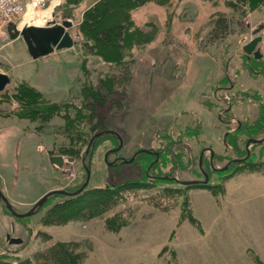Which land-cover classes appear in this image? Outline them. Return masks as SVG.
Returning <instances> with one entry per match:
<instances>
[{"label": "rangeland", "instance_id": "obj_1", "mask_svg": "<svg viewBox=\"0 0 264 264\" xmlns=\"http://www.w3.org/2000/svg\"><path fill=\"white\" fill-rule=\"evenodd\" d=\"M57 1L47 24L69 19L72 27L68 32L76 44L78 25L91 0ZM157 1L130 12L135 25L150 35L145 41L129 43V81L119 82L104 106L97 107L102 122L94 131H116L123 140L119 153L125 159L139 149L156 151L180 140L172 148L177 164L171 170L173 164L167 160L162 169L146 174L147 178L141 166L143 155L112 168L103 156L114 148V142L103 139L91 161L87 188L130 182L143 186L122 191L119 202L97 216L80 214L63 221L50 215L42 221L50 202L61 200L52 198L37 214L21 219L25 229L15 225L13 231L12 219L0 209V264H58L48 250L59 243L72 253L67 264H264V141L249 147L248 161L231 163L225 171L214 170L246 155L225 150L226 130L217 120L219 113L224 117L222 110L232 105L231 129L238 121L255 127L258 104H264L263 71L255 67L253 56L242 51L254 37L252 30L264 23V2L233 11L226 5L228 0ZM220 15L229 19V30L211 36L214 20ZM258 35L262 57L255 60L263 61L264 28ZM7 41L2 26L0 69L11 71L14 83L24 79L52 101L77 97L86 76L98 87L116 69L96 56H83L75 44L72 50L27 65L29 56L22 39ZM253 68L255 73L250 72ZM42 74L52 77L45 80ZM16 107L14 103L0 104L2 115L9 116L0 118V173L5 180L12 173L9 170L18 168L19 185L6 186L14 193L11 198L17 195L22 203L20 211L27 212L30 203L50 189H75L83 182L84 168L81 156L56 169L46 159L68 143L60 129L62 118L38 123L14 116ZM87 124L81 128L85 130ZM263 135L260 132L255 138ZM249 138L242 137L244 151ZM207 148L213 151L211 160ZM108 156L107 161L113 162L115 155ZM200 170L208 174L204 186L174 182L173 178L202 180ZM166 186L181 191L175 196L161 192ZM93 199L87 193L78 203ZM113 215L125 218L118 230L107 226L106 220ZM5 234L21 237L22 244H7Z\"/></svg>", "mask_w": 264, "mask_h": 264}, {"label": "trees", "instance_id": "obj_2", "mask_svg": "<svg viewBox=\"0 0 264 264\" xmlns=\"http://www.w3.org/2000/svg\"><path fill=\"white\" fill-rule=\"evenodd\" d=\"M148 1L151 0H98L83 12L81 21L78 25V40L75 44L76 47L79 48L83 56H96L101 62L106 63L112 68H116L114 73L101 79V84H98V87L94 86L93 82L89 80L88 76H86L84 84L80 87L78 96L62 99L63 101L59 100L61 102L52 101L47 98L42 91L24 81L18 82L10 88H5L0 92V102H7L9 104L14 103V105L17 106L16 112H14L13 115L18 118L25 117L32 121L35 120L38 123L47 122L53 117L62 118L63 124L60 129L63 130L62 133H64V139H66L68 143L64 145L61 144L59 149H57L58 153L50 152V155H65L68 157L81 156V158L84 157V164L88 165L90 168L92 158L94 157L95 150L100 141L107 139L110 142H114L112 146L116 147L118 145V141L114 135L104 134L92 142L88 153L84 155L89 139L95 132H97L94 131L97 127V123L98 126H100V123L102 122L101 115L96 114L97 107L104 106L106 100L109 98V94L113 93L114 88L117 87L116 85L119 82L128 83L129 81V61L126 60L130 53L128 48L131 47L134 41H145L150 35L149 31H143L141 27H137L130 15L131 10ZM263 2L264 0H228L226 5L231 10L237 11L246 5L250 6L253 3ZM157 3L159 2L157 1ZM159 4H161V2ZM229 23V19L225 16L220 15L216 17L212 30H210V35L215 36L218 33L221 35L225 34V32L229 30ZM130 42H132V44L129 45ZM252 61L255 63V67L262 69L264 74V61L255 59ZM80 69L82 70L81 66L79 70ZM250 72L255 73V69H250ZM224 80H227V78H224ZM202 104L207 107V109L211 107L209 104ZM231 106L222 110L224 117L221 116V113H219V116L217 117L221 127L223 125L226 130L223 135L222 144L225 147V150L231 149L235 153H243L245 151L240 147L242 137L255 138V135L264 132V104H258L259 115L255 119V127H251L247 122L238 121V124L235 125L234 129L230 128L233 122V116L230 114ZM94 118L97 121L96 123L95 121L93 122ZM82 124H87V127H90L89 130H87V127L85 130L84 128H81ZM85 136H87L86 139ZM83 139H85L82 143L83 145H80L79 141ZM179 143H181L180 140H174L164 147L156 149L158 158H155L150 153H140L135 156L133 162L139 155H143L141 157V159L143 158L141 160V166L145 178H147L146 174H154V171H157V168L158 170L162 169L167 160H170L173 164L171 165V170H173L172 168L174 164H177L178 157L172 153V148L175 144ZM120 151L121 150L109 154L115 155L113 165L110 167L113 168L125 165L120 161ZM246 161L248 160L245 159L241 163ZM147 167L149 170L146 173L145 171ZM172 181V179H168L167 182L172 183ZM174 182L176 181L174 180ZM80 185L81 184L75 189ZM139 186L143 185L130 182L111 186L107 185L104 188L88 189L86 187L76 196H61V200L53 204L50 209L47 210L46 215L42 217V221L46 216L49 217L50 215L56 220L63 221L69 220L73 216L76 217L80 214L88 217L97 216L98 214L105 213L110 208L114 207L119 202L120 193L122 191L134 190ZM164 191L174 193L173 195L175 196L180 193L181 189L166 186L161 192ZM87 193L94 198L93 201L89 200L86 203L81 201L78 203L84 194ZM115 215L106 220L107 226L112 230H118L125 225V218H120ZM48 251H52L53 255L50 254V256L52 255L53 260L58 264H67L72 255L67 247L61 243L54 245ZM21 264L30 263L25 261Z\"/></svg>", "mask_w": 264, "mask_h": 264}, {"label": "water", "instance_id": "obj_3", "mask_svg": "<svg viewBox=\"0 0 264 264\" xmlns=\"http://www.w3.org/2000/svg\"><path fill=\"white\" fill-rule=\"evenodd\" d=\"M72 27V22L69 19H62L60 23H56L55 21H52L45 26H37V25H27L22 26L19 28L15 23L9 22L6 25V33L10 40H13L17 37H21L22 41L25 44L26 51L28 55L31 57L32 60H36L40 57H44L46 55H49L55 51H61L70 49L74 46L75 40L74 37L68 32V29ZM264 28V23H260L256 25V27L252 30V35L254 37L247 42L245 45L242 46V51L247 56H253L254 59H260L262 57L259 49L257 48V44L261 41V36L258 35V33ZM10 83L9 76L0 71V92L5 88L6 85ZM104 134H110L114 135L118 141V145L112 149L107 150L104 153L103 160L107 166H111L113 162H108L107 157L109 154L118 152L123 144V140L121 136L116 132L112 130H101L96 133H94L91 138L89 139V142L86 146V149L84 151V155H86L89 151V148L92 144V142L97 139L98 137L104 135ZM264 141V136L260 139L256 138H249L246 140L244 144L246 155L243 158L239 159H231L224 165L223 167L219 169H214L215 171H225L229 164L231 163H237L242 162L245 160L249 155V147L254 144H259ZM207 150L210 153V160L213 155V151L210 148H207ZM140 153H151L147 149H139L133 153V155L129 159H125L123 157H120V161L124 164L131 163L135 156ZM157 154V153H156ZM202 153H200L199 156V167L201 166V158ZM84 157L81 158V162L84 166ZM74 161L73 157L63 156V155H51L48 157V162L52 169L63 167L69 163H72ZM152 164V163H151ZM201 169V168H200ZM85 171V177L82 182V184L73 191H65L63 189H53L48 192H46L34 205L33 209H30L25 214H15L17 217H27L33 214L34 208L40 207L43 205V203L46 201V199L52 195H62L67 197H73L81 193L89 184L90 180V169L88 166H84ZM203 179L202 180H190V181H179L175 178H173L178 184L184 185V186H190V185H205L208 182V175L203 170H201ZM0 199L5 203V206L12 211L11 206L8 204L7 199L3 196L2 192L0 191ZM9 237V236H7ZM9 243L10 244H20L21 239L19 238H13L9 237Z\"/></svg>", "mask_w": 264, "mask_h": 264}, {"label": "flooded vegetation", "instance_id": "obj_4", "mask_svg": "<svg viewBox=\"0 0 264 264\" xmlns=\"http://www.w3.org/2000/svg\"><path fill=\"white\" fill-rule=\"evenodd\" d=\"M232 89V88H231ZM157 153V151H151V153L150 154H152L155 158H158V153ZM51 156V155H50ZM48 157L49 156H47V161H48ZM117 158H119V157H117ZM116 158V159H117ZM83 162H84V160H83ZM49 163V162H48ZM81 164H82V162H81ZM50 165V164H49ZM113 165V164H112ZM82 166H83V164H82ZM84 166H88V165H85L84 164ZM84 166H83V168H84ZM51 167V166H50ZM9 172H12L11 173V175H8L7 174V176H5V180H3V175H5V174H1L0 173V191L2 192V194H3V196L7 199V202H8V204L11 206V209H12V211H10L6 206H5V203L0 199V209H2V213L5 215V216H7V217H10L11 219H12V221L13 222H11L10 223V230L11 231H13L14 230V226L15 225H17V228H21V229H25L26 228V225L23 223V222H21V219H23L24 217H17V216H15V214H25L26 213V210H21L20 211V209L19 208H23V207H20V205L22 204V203H20V200L18 199V196L17 195H15V197L14 198H11V196L14 194V193H10V190H9V188H7V183H14V184H16V185H19V183H20V180H19V174H18V172H19V170H18V168H16L15 170L14 169H11V170H9ZM6 173H7V171H6ZM16 178V179H15ZM82 184V183H81ZM54 189H59V188H54ZM50 190H53V189H50ZM50 190H48V191H50ZM75 190V189H74ZM48 191H46V192H48ZM65 191H68V190H65ZM71 191H73V190H71ZM45 192V193H46ZM45 193H43L39 198H37L36 200H34L32 203H30V206L28 207V208H26L28 211L30 210V209H33V205L45 194ZM61 196L62 195H52V196H50V197H48L47 199H46V201L43 203V205L42 206H40V207H36V208H34V211H33V214H31V215H35V214H37L41 209H43L47 204H48V202L53 198V199H57V198H61ZM57 201L56 200H54V202H50V204H51V206L53 205V204H55ZM24 204V203H23ZM27 211V212H28ZM7 236H9V237H13V238H19V239H21L22 241H21V243L20 244H22V242H23V239L21 238V237H19V236H16V235H10V234H5V240H6V242H7V244H9V245H12V244H10L9 243V237H7ZM16 245H19V244H16Z\"/></svg>", "mask_w": 264, "mask_h": 264}, {"label": "built area", "instance_id": "obj_5", "mask_svg": "<svg viewBox=\"0 0 264 264\" xmlns=\"http://www.w3.org/2000/svg\"><path fill=\"white\" fill-rule=\"evenodd\" d=\"M54 1L55 0H0V27L6 26L9 22H13L19 26L27 14L32 17L31 21H37V26H44L47 24V18L41 16L40 13L44 11L43 9H48ZM58 4V1L54 3L53 8ZM27 25H31L29 21L23 24V26Z\"/></svg>", "mask_w": 264, "mask_h": 264}, {"label": "crops", "instance_id": "obj_6", "mask_svg": "<svg viewBox=\"0 0 264 264\" xmlns=\"http://www.w3.org/2000/svg\"><path fill=\"white\" fill-rule=\"evenodd\" d=\"M97 1H98V0H91V1H89L87 7L93 5V4H94L95 2H97ZM87 7H86V8H87ZM18 38L21 39V37H17V39H18ZM15 39H16V38H15ZM8 40H9V41H7L6 43L11 42V40H10L9 38H8ZM25 48H26V47H25ZM67 50H72V49H66V50H61V51H55L56 53L53 52V53H51V54H49V55H46V56H44V57H40V58H38V59H36V60H32L31 57L28 55L29 58H28V61H27L26 64H27V65H28V64H32V63H34V62H37L38 60H47L48 56H51V57H52V56H54V54H57V53H60V52H63V51H67ZM72 52H73V51H72ZM263 61H264V59H263ZM46 64H48V63H46V61H45V62L43 63L44 67L46 66ZM43 69H45V68H43ZM43 69H42V71H41L40 73H43V71H44ZM0 71L6 73V74L9 76V78H10V83H9L8 85H6L5 88H10L12 85L16 84V82L14 83V80H13V79H14V78H13L14 75H10L11 71H9V70H5V69H0ZM65 71H66V70H65ZM42 75H43V78L45 77V80H47V79H51V78H49V77H52V76H50V75L48 76V75H46V74H42ZM21 81L26 82L24 79L19 78V80L17 81V83H18V82H21ZM28 82H29V81H28ZM34 85H37V84H34ZM5 88H4V89H5ZM1 103H2V102H1ZM1 103H0V104H1ZM0 111H1V110H0ZM8 117H9V116H6V117L3 116L2 113L0 112V118H8Z\"/></svg>", "mask_w": 264, "mask_h": 264}, {"label": "bare ground", "instance_id": "obj_7", "mask_svg": "<svg viewBox=\"0 0 264 264\" xmlns=\"http://www.w3.org/2000/svg\"><path fill=\"white\" fill-rule=\"evenodd\" d=\"M57 2V0H55L51 5H50V7L48 8V9H46V10H44L42 13H40L41 14V16H43V17H45V18H48L49 16H50V12H51V10H52V8H53V5H54V3H56ZM31 16H29L28 14L24 17V19H23V21L19 24V28H21L22 26H23V24L25 23V22H27V21H29L30 22V24L31 25H37L36 23H37V21L36 20H32L31 21ZM35 19V18H34Z\"/></svg>", "mask_w": 264, "mask_h": 264}]
</instances>
